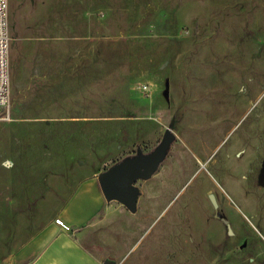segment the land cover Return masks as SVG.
Listing matches in <instances>:
<instances>
[{
	"label": "rangeland",
	"instance_id": "374dc122",
	"mask_svg": "<svg viewBox=\"0 0 264 264\" xmlns=\"http://www.w3.org/2000/svg\"><path fill=\"white\" fill-rule=\"evenodd\" d=\"M7 14L0 264L79 181L100 188L166 131L134 208L104 197L127 214L109 256L264 264V0H8Z\"/></svg>",
	"mask_w": 264,
	"mask_h": 264
},
{
	"label": "crops",
	"instance_id": "0c3cea01",
	"mask_svg": "<svg viewBox=\"0 0 264 264\" xmlns=\"http://www.w3.org/2000/svg\"><path fill=\"white\" fill-rule=\"evenodd\" d=\"M126 215L122 204L104 199L96 178H84L74 187L56 217L9 254L4 264L19 260H25L21 264H104V259H114L109 256L110 244L105 231L116 222L124 225ZM125 227L128 226L125 224Z\"/></svg>",
	"mask_w": 264,
	"mask_h": 264
},
{
	"label": "water",
	"instance_id": "95a60500",
	"mask_svg": "<svg viewBox=\"0 0 264 264\" xmlns=\"http://www.w3.org/2000/svg\"><path fill=\"white\" fill-rule=\"evenodd\" d=\"M171 138V133L166 131L162 140L148 154L124 158L102 171L98 175V182L104 197L107 200L119 199L133 209L136 196L133 181L149 177L156 170ZM115 263L114 259H104V264Z\"/></svg>",
	"mask_w": 264,
	"mask_h": 264
},
{
	"label": "built area",
	"instance_id": "2783aa9c",
	"mask_svg": "<svg viewBox=\"0 0 264 264\" xmlns=\"http://www.w3.org/2000/svg\"><path fill=\"white\" fill-rule=\"evenodd\" d=\"M8 0H0V107L7 100L9 89V75L7 65V49H8ZM146 90V85L142 87ZM264 242V234L261 233Z\"/></svg>",
	"mask_w": 264,
	"mask_h": 264
},
{
	"label": "trees",
	"instance_id": "16d2710c",
	"mask_svg": "<svg viewBox=\"0 0 264 264\" xmlns=\"http://www.w3.org/2000/svg\"><path fill=\"white\" fill-rule=\"evenodd\" d=\"M167 148V147H166ZM166 148H165V150H166Z\"/></svg>",
	"mask_w": 264,
	"mask_h": 264
}]
</instances>
